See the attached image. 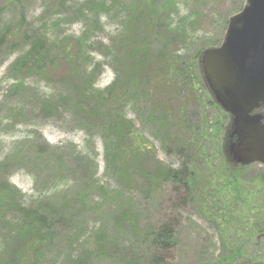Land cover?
Listing matches in <instances>:
<instances>
[{"label": "rangeland", "instance_id": "1", "mask_svg": "<svg viewBox=\"0 0 264 264\" xmlns=\"http://www.w3.org/2000/svg\"><path fill=\"white\" fill-rule=\"evenodd\" d=\"M113 1L112 10L95 24L88 8L83 18L74 15L69 0H0V180L15 196L8 206V224L0 222V264H152L159 255L168 264H252L253 255L264 256V234L254 235L250 228L255 219L264 218V166L227 165L222 141L229 114L211 105L205 110L222 127L218 138L206 145L207 165L200 166L202 172L213 170L217 179L210 198L202 200L184 186L156 181L159 169L197 164L188 151L170 145L176 123L170 121L163 130L152 118L166 104L171 111L179 104V89L149 83L141 102L134 97L124 101L126 118L156 149L154 160L145 159L131 177L113 166L114 156L106 161L102 118L95 110L100 101L83 96L88 82L93 84L90 91L104 93L119 78L111 95L120 98L132 65L142 59L153 68L194 63L199 51L221 46L229 20L246 0ZM132 5L141 18L129 43L121 36ZM86 29L90 41L80 44ZM42 38L49 51L48 70L19 76L31 88L19 95L8 69ZM68 45L73 48L72 62L65 55ZM80 50L85 52L82 62ZM86 70L96 71L95 82ZM154 76L161 81L158 72ZM201 97L210 96L202 90ZM43 101L51 103L52 111H44ZM225 173L236 175L235 189L226 185ZM203 202L215 207L219 203L223 213L208 214ZM16 207L40 217L34 252L26 245L36 238L35 229L15 240L13 233L19 230L14 223L24 224ZM226 225L241 229V235L223 236ZM164 226L176 233L168 251L153 241Z\"/></svg>", "mask_w": 264, "mask_h": 264}, {"label": "trees", "instance_id": "2", "mask_svg": "<svg viewBox=\"0 0 264 264\" xmlns=\"http://www.w3.org/2000/svg\"><path fill=\"white\" fill-rule=\"evenodd\" d=\"M69 1L70 3H73L71 5V10H73V14L76 16L83 18V12L86 8H88L87 10L91 11V20L95 24L100 22L102 13L107 14L112 10V6L114 4L113 0H89L83 3H78L77 0ZM59 2L64 4V0H59ZM77 4L78 6H76ZM136 7V5H132L131 8L127 10L128 12L125 13V28L124 35L121 36L122 41L126 38L127 42H132V35L136 33V28L138 29V22L140 21L139 18H141V15L139 18L135 15V13L139 11V8ZM153 11L157 16L160 13H158L157 8H155ZM1 15L2 9L0 8V17ZM4 37H6V33L2 34V38ZM89 37V31H85L80 36L79 43L88 44L90 41ZM44 41L45 40L43 38L39 39V41H37L31 49L26 50L23 54H20L16 62L11 65L9 69L10 72L17 76L15 82L23 81V83H26V81L21 79L19 76L27 77L31 74L39 72V70L43 72L48 70L46 69L47 67H45V63L49 60V51L46 50ZM67 47L68 48L65 50V55L66 58L72 62L73 48L70 45ZM131 47H133L131 48L132 53L134 46ZM203 52L204 51H199V53H197L194 63H188L181 66H178L177 64L175 66L161 65L157 68H153L149 66V63L145 59L134 63L132 65L131 76L128 74V85L123 88L125 93L120 98H113V95H111L113 90L120 82L119 78L108 89H106L104 93L101 91H95V93L94 91H90V89L93 87V84L88 82L87 88L89 89H83V96H85L88 100L94 99L95 103L100 101V104L96 105L95 110L100 113L102 118L100 127H102L103 130L106 161L108 160L110 162V158L114 156L115 162L113 166L115 168L118 167L117 170L119 169L120 171H126V174L131 177L135 174V169L139 168L140 164L144 162L145 159H148L149 161L154 160L156 156V149L154 145L145 138L135 123L132 120L126 118L125 111L123 110L125 107L124 101L126 99L128 100L130 97H134L138 100V102H141V98H143L142 96L144 95V88L149 83H151L152 86L163 84L164 89L174 88L175 91L179 89V104L173 107L172 111L168 109L166 104L165 109L162 107L160 112H157L159 115L156 113L155 115H152V118H154L156 124L161 126L163 130L167 128V124L170 121L171 123H176V134L174 137L170 138V145H174V148L177 147V150L182 153H184V151H188V154L193 156L190 157L195 158V163L197 164H190V166L183 164L179 170L159 169L158 174H156V181H170L177 186H184L191 191L194 198L197 197L199 199L205 200L210 198L211 187L214 184V181L217 179L215 176L213 177V170L211 172L205 171V173L200 170V166H204V164H206L204 159L210 157L209 147L206 145L208 143H213V141L218 138L221 125L219 120L215 119L211 121L208 115H205V110L208 105L214 106V108L219 110L222 108L216 103L205 82L201 66V56ZM84 54L85 52L80 50V61L77 60V62H82L85 60ZM156 72H158V76L161 78V81H158L157 76H154ZM127 73L129 72L127 71ZM194 74H198L200 80L195 78ZM85 75L89 79H92L93 82H95L97 79L96 71H91V73H89L86 70ZM13 89L18 90L19 88L14 86ZM202 90L210 96L209 100H205L201 97ZM76 94L77 89L74 92L69 93L67 95L69 98L66 96L65 101L68 102L71 99L70 96L74 97ZM164 94L166 95V92ZM193 95L197 96V100L194 99ZM205 103H207V105H205ZM50 104V102L43 101L44 109H51L52 106H50ZM194 106L196 109L198 108V111L194 108ZM86 109L88 108L86 107ZM230 129L231 117L229 124L225 129H223L224 133L222 141V153L227 165L235 168L236 165L233 163L232 157L229 153ZM155 172L156 170L151 172L152 174L150 175V178L153 174H155ZM203 178H205V180ZM223 179L225 180L226 185H231L235 189L237 184L236 175L227 173ZM8 187L9 186L6 182L0 185V222L4 224H8V206L9 204L13 203V199L15 198V196L10 195L11 191ZM203 203V207L207 210L208 214H215L216 217L223 213V209H221L219 203H217L219 207H215L214 203L211 205L205 202ZM16 211L20 212L22 218L21 223L24 224L14 223L16 225L14 229L16 228L19 230L18 232L13 233L16 238L15 240L17 242L24 232L35 229L36 233L33 236L36 238L31 241L30 245H26V248L30 247L34 252V243L37 241V237H39L38 234L40 230L37 226L40 225V221H38L40 217L37 219L35 218L36 214L20 207H16ZM227 212L235 215L232 210H228ZM260 217L261 218L259 220H254L255 226L250 227L252 233L256 232L254 235L264 234V218H262V216ZM215 220L218 223L222 222V220H218L217 218H215ZM226 228L227 229L223 231V236H229L234 232L236 235H241V229L233 230V228L228 227L227 225ZM175 234V230L172 227L164 226L158 233H154L153 241L158 248L162 249L163 251H168L175 244ZM247 256L248 255H246V258L249 260ZM249 261H251L252 264H264V256L253 255ZM152 264H168L167 258L159 255V257L154 259Z\"/></svg>", "mask_w": 264, "mask_h": 264}, {"label": "water", "instance_id": "3", "mask_svg": "<svg viewBox=\"0 0 264 264\" xmlns=\"http://www.w3.org/2000/svg\"><path fill=\"white\" fill-rule=\"evenodd\" d=\"M205 81L232 117L229 153L236 165H264V0H246L223 44L201 58Z\"/></svg>", "mask_w": 264, "mask_h": 264}, {"label": "bare ground", "instance_id": "4", "mask_svg": "<svg viewBox=\"0 0 264 264\" xmlns=\"http://www.w3.org/2000/svg\"><path fill=\"white\" fill-rule=\"evenodd\" d=\"M86 31H88V30L86 29ZM84 32H85V31H84ZM19 56H20V55H19ZM19 56H18V57H19ZM18 57L15 59V61H14L13 63L16 62V60L18 59ZM10 67H11V66H10ZM10 67H9V69H10ZM9 69H8V72L11 74V72H10ZM11 75H14V74L12 73ZM16 77H17V76L14 75V79H16ZM14 86H16V87L19 88L18 90H15V92H16L17 94H19V95H20L22 92L29 91V90L31 89L29 86H27V82H26V83H23V81L14 83L13 86H12V89H13ZM51 109H53V108H51ZM51 109H48V108H47V109H44V111H45V112H50V111H52ZM3 183H4V182L0 180V185L3 184Z\"/></svg>", "mask_w": 264, "mask_h": 264}]
</instances>
